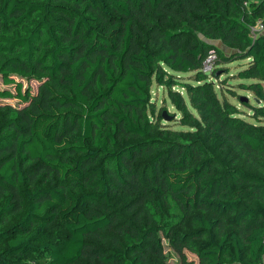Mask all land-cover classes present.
Listing matches in <instances>:
<instances>
[{"label":"trees","instance_id":"trees-1","mask_svg":"<svg viewBox=\"0 0 264 264\" xmlns=\"http://www.w3.org/2000/svg\"><path fill=\"white\" fill-rule=\"evenodd\" d=\"M263 16L264 0H0V100L21 104L0 102V264H169L162 240L178 264L264 263V122L211 80L246 60L242 105L264 118Z\"/></svg>","mask_w":264,"mask_h":264},{"label":"rangeland","instance_id":"rangeland-1","mask_svg":"<svg viewBox=\"0 0 264 264\" xmlns=\"http://www.w3.org/2000/svg\"><path fill=\"white\" fill-rule=\"evenodd\" d=\"M215 46L218 50H221L222 53L226 55V53L229 52V49L221 45L218 41H215ZM246 60H239V61H233L231 63L223 64V65H216L215 70L217 74H219V79H211L213 82L214 89L217 93H220L222 96H224L230 103L234 104L235 107L241 112L240 116L242 118H245L246 120H249L251 122H257V120H261V122H264V118L255 119L252 117L251 112L247 107L242 105V102H247L250 105L257 106V101L254 100L251 93L240 89L238 86L241 82V80L235 78L236 72L242 68L245 64ZM225 69L224 71H222ZM177 77V81L179 84H183L186 82H192L189 80L191 74L190 73H175ZM18 80V79H17ZM20 81V79L18 80ZM247 82V81H244ZM22 83V90L25 88H29L32 93L36 90L37 82L35 81H21ZM1 88H8L11 91H13L12 85H5L0 83V89ZM176 90L183 92V89L181 87H176ZM229 90H231L232 93H229ZM150 101L154 104V113L155 115L160 113V115H163L162 123L164 125H168L171 127L172 130H177L179 127L177 125H174L172 121H170L173 117L178 116V112L174 109V107L170 104L169 99L167 97V93L164 89L157 87L155 85H152L150 90ZM0 102H8L10 105L18 107L20 106V102H18L15 99H2ZM173 116V117H172ZM164 117H170V120L164 118ZM53 232L55 234L60 232V229L52 228ZM163 244V252L165 255V258L169 264H178V256L175 254V252L172 251V249L167 245V242L162 240ZM187 259L192 260L194 264L196 263V258L193 254L189 252H185Z\"/></svg>","mask_w":264,"mask_h":264},{"label":"built area","instance_id":"built-area-1","mask_svg":"<svg viewBox=\"0 0 264 264\" xmlns=\"http://www.w3.org/2000/svg\"><path fill=\"white\" fill-rule=\"evenodd\" d=\"M264 31V16L261 18H258L255 23L249 27V33L252 38H254L256 35L262 33ZM215 58V54L213 50H209L202 61L200 71L203 74H206L207 76L211 75V72L213 70V60ZM211 77L209 78V80ZM264 264V263H262Z\"/></svg>","mask_w":264,"mask_h":264},{"label":"water","instance_id":"water-1","mask_svg":"<svg viewBox=\"0 0 264 264\" xmlns=\"http://www.w3.org/2000/svg\"><path fill=\"white\" fill-rule=\"evenodd\" d=\"M164 118H166V119H168V120L170 119L169 117H168V118H167V117H164Z\"/></svg>","mask_w":264,"mask_h":264}]
</instances>
